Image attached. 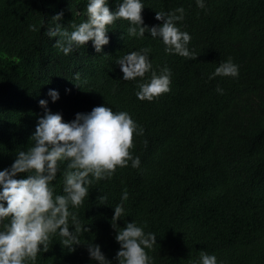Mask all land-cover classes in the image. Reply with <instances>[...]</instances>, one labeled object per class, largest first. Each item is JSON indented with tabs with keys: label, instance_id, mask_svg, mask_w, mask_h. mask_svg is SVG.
Segmentation results:
<instances>
[{
	"label": "trees",
	"instance_id": "16d2710c",
	"mask_svg": "<svg viewBox=\"0 0 264 264\" xmlns=\"http://www.w3.org/2000/svg\"><path fill=\"white\" fill-rule=\"evenodd\" d=\"M120 2L108 0L109 9L114 12ZM141 2L149 28L162 24L155 12L184 8L177 26L191 36L188 48L196 59L166 54L162 40L147 32L128 36L123 20L108 27L109 43L100 52L89 41L66 56L47 30L62 12L56 23L71 32L70 24L86 20L88 0H0V171L32 146L45 114L40 100L66 123L108 106L128 112L144 129L132 150L140 166L129 161L110 179L94 180L84 204L70 207L89 229L80 244L70 251L57 233L33 264H98L89 243L100 247L109 264H118L112 218L125 189L117 231L132 221L146 223L145 232L157 237L148 250L153 264H201V251L215 255L218 264H264V0H204L203 9L196 0ZM144 48L151 49L152 69L143 78L123 80L117 60ZM229 57L239 66L238 77L209 79ZM165 66L170 91L139 100L137 85ZM50 90L59 94L55 102ZM66 163L51 182L56 194H63ZM104 196L106 201L98 198ZM69 226L74 231L71 221Z\"/></svg>",
	"mask_w": 264,
	"mask_h": 264
},
{
	"label": "clouds",
	"instance_id": "9594fccd",
	"mask_svg": "<svg viewBox=\"0 0 264 264\" xmlns=\"http://www.w3.org/2000/svg\"><path fill=\"white\" fill-rule=\"evenodd\" d=\"M196 3L201 9L205 7L204 0H196ZM143 9L141 0H122L114 12L108 7V0H88L84 22L70 24L72 31L69 32L56 23L63 16L62 12L58 13L52 18L54 26L48 28L46 35L58 37L54 47L66 56L89 41L95 51L100 52L109 43L108 27L123 20L129 24L128 36L143 38L147 32L152 38L162 40L166 54L197 58L188 48L191 36L177 26L184 19V8L155 12V19L162 24L151 28L144 26ZM150 51L144 48L117 60L123 80L143 78L150 72ZM238 75L239 66L229 57L216 67L209 79L215 76L236 78ZM75 78H79L78 73ZM170 78L171 71L167 66L159 74L151 71L150 79L137 85V98L150 102L169 92ZM216 91L223 94L222 88L217 87ZM48 96L53 102L59 99L55 90H50ZM39 105L45 108V114L37 122L31 137L32 146L18 152L9 169L0 171V202H4L0 203V264H33L41 250H49L57 233L63 238L62 244L73 250V245L80 244V235L89 229L70 207L77 209L84 204L94 180L110 179L117 168L127 167L129 161L133 168L140 166V157H134L132 150L136 136H142L144 129L128 112L97 106L88 114H76L72 122L66 123L60 114L47 110V101L40 100ZM144 144L147 146L146 140ZM63 162H67L63 172V194H56L51 182ZM18 174H27V178L17 179ZM128 195L125 189L112 218V227L117 232L115 240L120 245L116 260L118 264H153L148 250L157 245V237L155 233L145 232L146 223L138 226L132 221L117 231L116 222L125 216L124 202ZM98 198L107 200V196ZM5 220L8 221L6 224L3 223ZM70 221L74 228L71 232ZM87 249L90 258L98 264H109L98 245L89 243ZM200 261L201 264H218L216 256L205 251L200 252Z\"/></svg>",
	"mask_w": 264,
	"mask_h": 264
}]
</instances>
